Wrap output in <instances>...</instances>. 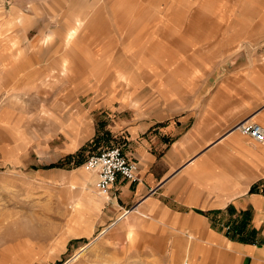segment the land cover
<instances>
[{"label":"rangeland","instance_id":"obj_1","mask_svg":"<svg viewBox=\"0 0 264 264\" xmlns=\"http://www.w3.org/2000/svg\"><path fill=\"white\" fill-rule=\"evenodd\" d=\"M115 1L0 0V264H256L192 232L149 239L142 216L133 227L128 212L107 219L84 163L106 147L128 150L129 126L147 119L148 104L163 115L202 110L209 128L208 116L228 122L248 89L242 118L257 113L264 26L233 27L242 0H121L131 13L113 15Z\"/></svg>","mask_w":264,"mask_h":264},{"label":"crops","instance_id":"obj_2","mask_svg":"<svg viewBox=\"0 0 264 264\" xmlns=\"http://www.w3.org/2000/svg\"><path fill=\"white\" fill-rule=\"evenodd\" d=\"M124 3L115 1L113 15L131 13L132 3ZM238 5L233 27L247 23L264 26V0H242ZM98 14L104 13L100 9ZM76 28L70 29L68 39ZM239 32L227 37L234 42L240 38ZM240 47L242 42L235 50ZM25 64L28 63L25 61ZM93 75V72L84 73L81 79H91ZM118 78L120 82L127 81L128 73L120 72ZM258 88L257 95L264 96L262 88L259 85ZM217 91L211 93L209 112L218 111ZM242 92L245 99L238 102L239 109L232 107L223 114L228 122L217 123V114H211L207 120L214 125L209 128L203 127L207 116L202 110L163 115L158 111L161 105H146L149 116L129 126L128 150L123 153L137 163L139 180L131 182L117 176L103 196L105 200L100 201L107 219H114L122 211L128 212L132 216L127 222L133 221V227L135 221L141 222L142 216L149 239L173 240L192 232L193 236L189 237L218 246V253L229 260L243 262L248 258L263 264L264 143L233 128L243 120L242 113L250 108L251 94L248 89ZM249 120L264 128V105ZM244 212L248 213V220L245 230L237 236L254 243L232 240L227 231L221 234L218 230V225L223 223L220 221L239 222ZM192 254L197 255L195 247Z\"/></svg>","mask_w":264,"mask_h":264},{"label":"built area","instance_id":"obj_3","mask_svg":"<svg viewBox=\"0 0 264 264\" xmlns=\"http://www.w3.org/2000/svg\"><path fill=\"white\" fill-rule=\"evenodd\" d=\"M233 128L258 143H264V128L249 118L239 121ZM84 165L86 169L96 174L94 186L104 195H107L118 175L131 182L139 180L137 163L128 160L120 147L103 148L90 155ZM225 228L228 231L229 225L227 224Z\"/></svg>","mask_w":264,"mask_h":264},{"label":"trees","instance_id":"obj_4","mask_svg":"<svg viewBox=\"0 0 264 264\" xmlns=\"http://www.w3.org/2000/svg\"><path fill=\"white\" fill-rule=\"evenodd\" d=\"M95 140L93 139L91 142H94ZM87 146V145H86ZM85 147H82L81 150H84ZM73 158L72 154H68L65 156V158H63L62 162H57V163H51L49 165H47V168H53V167H60L65 163H70L71 159ZM81 162H77L75 163V166H78ZM252 191V189H251ZM248 220V213L244 212L240 221L236 222V220L232 223H228L229 225V230L227 231V236L232 239V240H239L242 242H248V243H254V241L249 240L247 238H245L244 236H240L237 234H241L244 230H245V226Z\"/></svg>","mask_w":264,"mask_h":264},{"label":"bare ground","instance_id":"obj_5","mask_svg":"<svg viewBox=\"0 0 264 264\" xmlns=\"http://www.w3.org/2000/svg\"><path fill=\"white\" fill-rule=\"evenodd\" d=\"M234 130V129H233ZM96 182V181H95ZM95 185V184H94ZM102 194V193H101ZM104 195V194H103Z\"/></svg>","mask_w":264,"mask_h":264}]
</instances>
